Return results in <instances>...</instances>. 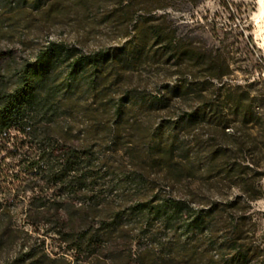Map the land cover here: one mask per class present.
Returning a JSON list of instances; mask_svg holds the SVG:
<instances>
[{
	"label": "trees",
	"instance_id": "obj_1",
	"mask_svg": "<svg viewBox=\"0 0 264 264\" xmlns=\"http://www.w3.org/2000/svg\"><path fill=\"white\" fill-rule=\"evenodd\" d=\"M144 8L151 13L165 5ZM154 47L152 57L175 64L204 61L196 47L173 38L160 23L126 44L86 53L48 41L9 75L0 68V254L19 241L17 251L0 255V264H178V256L193 254L191 246L171 240L178 230L204 232V250L213 251L205 264H264L262 251L238 243L246 221L238 212L261 197L262 173L245 156L238 127L252 122L250 105L228 95L204 102L199 88L200 105L159 122L152 139L148 130L136 133L126 126L130 109L169 110L172 95L195 87L184 81L159 96L122 92L127 75ZM79 110L89 123L76 131L69 115ZM203 123L226 139L225 147L213 143L203 162L210 173L206 190L240 193L227 203L195 198L191 189L183 197L174 194L181 180L175 178L180 172L175 152L188 156L186 141L175 131ZM260 137L264 150V134ZM149 167L161 170L160 181L149 178ZM222 232L233 253L228 258L216 240Z\"/></svg>",
	"mask_w": 264,
	"mask_h": 264
},
{
	"label": "rangeland",
	"instance_id": "obj_2",
	"mask_svg": "<svg viewBox=\"0 0 264 264\" xmlns=\"http://www.w3.org/2000/svg\"><path fill=\"white\" fill-rule=\"evenodd\" d=\"M158 5H165V8L154 9L151 13L140 10ZM160 23L173 38L186 46L196 47L204 55V61L198 65L191 61L175 64L165 56L154 54L152 57L155 47L148 51L149 58L125 78L120 87L122 92L135 90L159 96L166 91L165 87L171 88L184 81H192L195 87L192 86V92L187 95H170L169 110L152 106L130 109L126 126L136 133L148 130L152 139V130L159 122L174 121L190 106L200 105L199 88L203 89L204 102L216 95L221 98L228 95L250 105L252 122L246 127L234 126L240 128L245 156L250 163H257L258 168L254 169L262 173L258 178L261 197L250 202L247 211L238 212L246 218L238 243H249L264 256V150H259L260 135L264 134V12L259 0H0V68L9 75L22 62L32 59L48 41L75 45L80 52L86 53L126 44L149 24ZM213 73H223V76L220 80L212 79L209 75ZM69 116H72L76 131L89 123L81 110ZM105 119L101 117L100 122ZM175 133L188 147V156L183 152H175L174 156L180 169L175 178L181 179L173 188L176 196L183 197L187 189H191L195 191V198H217L227 203L240 194L237 189L223 188L217 192L205 189L210 173L204 169L203 157L213 143L226 146V139L217 129L203 123L179 127ZM149 172L152 181H160L163 175L157 167H149ZM160 187L166 186L160 183ZM240 202L243 205L245 200ZM222 219L225 225L228 215L224 214ZM18 220L25 224L22 214L18 215ZM219 235L216 240L224 244L225 232ZM172 239L193 249L191 256H178L175 260L178 264H205L213 253L204 250L208 243L204 232L178 230ZM18 245L19 241L13 242L3 248L0 255L5 251L14 253ZM232 254L224 244L222 257Z\"/></svg>",
	"mask_w": 264,
	"mask_h": 264
},
{
	"label": "bare ground",
	"instance_id": "obj_3",
	"mask_svg": "<svg viewBox=\"0 0 264 264\" xmlns=\"http://www.w3.org/2000/svg\"><path fill=\"white\" fill-rule=\"evenodd\" d=\"M259 6L262 12H264V0H259Z\"/></svg>",
	"mask_w": 264,
	"mask_h": 264
}]
</instances>
